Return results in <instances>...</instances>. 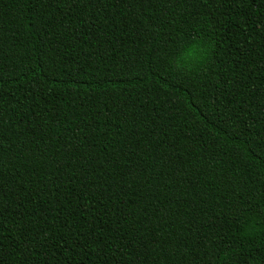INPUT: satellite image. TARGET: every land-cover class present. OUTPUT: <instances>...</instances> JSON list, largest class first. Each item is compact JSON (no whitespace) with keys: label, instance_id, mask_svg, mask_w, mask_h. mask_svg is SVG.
<instances>
[{"label":"trees","instance_id":"1","mask_svg":"<svg viewBox=\"0 0 264 264\" xmlns=\"http://www.w3.org/2000/svg\"><path fill=\"white\" fill-rule=\"evenodd\" d=\"M0 264H264V0H0Z\"/></svg>","mask_w":264,"mask_h":264},{"label":"clouds","instance_id":"2","mask_svg":"<svg viewBox=\"0 0 264 264\" xmlns=\"http://www.w3.org/2000/svg\"><path fill=\"white\" fill-rule=\"evenodd\" d=\"M209 53H210L209 44L205 42L203 39H200L196 41L192 49L189 50V55H194L198 64V67L195 70L189 69L188 73H184V72L177 73L176 65L173 63L171 59H169V68L171 69V71L181 76H187L189 73H192L193 75H199L201 68H204V72L206 71L205 63L208 59ZM245 234L246 235L252 234V230L250 226L245 227Z\"/></svg>","mask_w":264,"mask_h":264},{"label":"snow or ice","instance_id":"3","mask_svg":"<svg viewBox=\"0 0 264 264\" xmlns=\"http://www.w3.org/2000/svg\"><path fill=\"white\" fill-rule=\"evenodd\" d=\"M56 0H49V3H55ZM41 247H43V245H41Z\"/></svg>","mask_w":264,"mask_h":264}]
</instances>
